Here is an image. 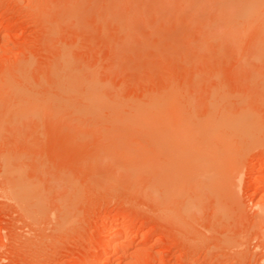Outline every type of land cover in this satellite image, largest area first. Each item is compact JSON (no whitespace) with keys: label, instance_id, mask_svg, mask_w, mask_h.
I'll use <instances>...</instances> for the list:
<instances>
[{"label":"rangeland","instance_id":"1","mask_svg":"<svg viewBox=\"0 0 264 264\" xmlns=\"http://www.w3.org/2000/svg\"><path fill=\"white\" fill-rule=\"evenodd\" d=\"M261 2L0 0V264H264V17L243 13ZM171 90L197 126L257 128H141L119 105ZM174 129L193 142L176 161Z\"/></svg>","mask_w":264,"mask_h":264},{"label":"bare ground","instance_id":"2","mask_svg":"<svg viewBox=\"0 0 264 264\" xmlns=\"http://www.w3.org/2000/svg\"><path fill=\"white\" fill-rule=\"evenodd\" d=\"M246 1H250V0H246ZM264 3V2H263ZM254 4V3H253ZM252 3H251V5L249 6V4L247 3V5L249 6H247L249 9H248V11H247V9L245 10V11H247L246 13H245V11L243 10V13H244V15H251L253 12H255V11H257V9H258V11L259 10H262L261 12H262V15H263V17H264V4H262V2L260 3V5L262 4L263 6L261 7H259V6H256L255 4L253 5ZM254 6V7H253ZM256 7V8H255ZM260 8V9H259ZM261 12H259V14H261ZM23 70V69H22ZM60 71H61V69H60ZM23 72V71H22ZM63 76V75H62ZM65 78V77H64ZM60 79H61V77H60ZM76 79V78H75ZM78 79V78H77ZM84 79V78H83ZM68 80H69V77H68ZM5 81V80H4ZM12 81V80H11ZM83 81V80H82ZM13 82V81H12ZM71 82H73V79H71ZM77 82V81H76ZM75 82V83H76ZM88 82H90V81H88L87 80V85H88ZM74 83V82H73ZM69 84H70V82H69ZM79 85H81V83H78ZM73 85V84H72ZM82 85H83V83H82ZM84 85H85V82H84ZM84 85H83V87H84ZM91 85H92V83H91ZM79 87V86H78ZM75 88H77V85H76V87ZM80 88H81V86H80ZM94 88V87H93ZM82 89V88H81ZM86 89V88H85ZM92 89V88H91ZM69 90V89H68ZM75 89H73V91H74ZM78 90V91H77ZM77 90H75V92L77 91V92H79V88H77ZM84 89H82L81 91H83ZM87 90H90V89H87ZM95 90H96V88H95ZM62 91H63V89H62ZM91 91H93V90H91ZM97 91V90H96ZM59 92H61V90L59 91ZM70 92H72V91H70ZM76 92V94H79V93H77ZM84 92H87L86 90L84 91ZM83 92V93H84ZM63 93H64V91H63ZM62 93V94H63ZM98 93V92H97ZM65 94V93H64ZM67 94V93H66ZM90 94H93V95H96L95 93H92V92H90ZM89 93L87 94V96L88 95H90ZM98 94H100V93H98ZM177 93L174 91V92H172V90H171V92H169V93H167V94H164V95H161V96H159V97H153V98H150L149 100H148V102H145L144 104H143V106L141 107V108H136V106H139L140 104H142V103H140L139 105H134L133 103H135V102H130V103H132V104H129V105H127L126 103L125 104H120L119 103V105L122 107V105H125V106H123L124 108L123 109H125V111H127V113L129 112V114L134 118V119H136L137 120V122H139V124L137 125L136 123H133V122H131V121H133V119L131 120L130 118H128V121L129 120H131L130 122L131 123H133V124H135V125H137V127H148V128H177V129H179V128H182V130H183V128H197L198 126H199V124L200 125H202L203 124V121H201V122H199L198 121V126L196 125L197 124V120H192V119H194L193 117H191L192 115H190L191 114V112H190V109L188 108L189 106H188V104L186 103V101H182L181 99V97H179L178 96V94L176 95ZM26 95V94H25ZM31 95V94H30ZM68 95V94H67ZM82 95V94H81ZM92 95V96H93ZM37 97L36 98H38V94L36 95ZM41 96V95H40ZM43 96V95H42ZM86 96V100H87V97ZM30 97H32V96H30ZM82 97V96H81ZM91 97V96H90ZM89 97V98H90ZM96 97V96H95ZM94 96L92 97L93 99L95 98ZM179 97V98H178ZM101 98V97H100ZM224 98V97H223ZM35 99V98H34ZM39 99V98H38ZM37 99V100H38ZM81 100H82V98H80ZM96 99H98V98H96ZM218 99V98H217ZM95 100V99H94ZM221 100V99H220ZM219 100V101H220ZM224 100V99H223ZM39 101H40V99H39ZM101 101V103H102V100H100ZM100 101H99V103H100ZM104 102H105V100H103ZM217 101V100H216ZM91 102V101H90ZM92 102H93V100H92ZM218 102V101H217ZM216 102V103H217ZM224 102V101H223ZM229 102V104H230V101H228ZM96 103V102H95ZM128 103V102H127ZM186 103V104H185ZM219 103V102H218ZM241 103V102H240ZM104 104H107V102L106 103H104ZM104 104H102V105H104ZM115 104H117V103H115ZM115 104H114V106H115ZM221 104V103H220ZM108 105H111L110 103L108 104ZM113 105V104H112ZM118 105V104H117ZM118 105V106H119ZM213 105H215L214 107H216V104H213ZM213 105H212V107H213ZM238 105V104H237ZM240 105V104H239ZM88 106H89V104H88ZM97 106V105H96ZM113 106V107H114ZM219 106V105H218ZM222 106V105H221ZM241 106H242V104H241ZM16 107V106H15ZM106 107V106H105ZM104 107V109H106ZM117 107V106H116ZM213 107V109H216V112L218 111V109L220 108V106H219V108L217 109V107L216 108H214ZM97 108V107H96ZM110 108H111V106H110ZM115 108V107H114ZM116 109H119V107L118 108H116ZM189 109V110H188ZM222 109V108H221ZM99 110H100V108H99ZM102 110V109H101ZM121 110V109H120ZM111 111H113L112 110V108H111ZM219 111H221V112H223L222 110H220L219 109ZM114 112V111H113ZM188 112L190 113V114H188ZM221 112H218V113H220L221 114ZM242 112V111H241ZM244 112V111H243ZM243 112H242V116L240 115V113L238 112L237 114H239L241 117H239L238 115H237V117L236 118H234V119H239L240 118V120H234L231 116H228L229 117V119H231V120H228L227 119V117H226V115L225 116H218L217 118H213L212 116H215V114H214V111H213V115L211 116V118L212 119H209L210 121H208V123H204V125H202L204 128H224V127H226V128H229V131L231 130L230 128H231V126H234V127H232V128H239V129H241V131L243 132V129L244 130H246L245 129V126L246 127H251L249 124H250V122L249 121H251V120H253L252 121V123L251 124H255V126L253 127V129L252 130H254V128L257 126V121H256V119H255V121H254V118L252 117V116H250V115H248L247 113H244V115H243ZM125 113V112H124ZM211 113H212V109H211ZM115 114H117V111H115ZM114 114V115H115ZM219 114V115H220ZM217 115V114H216ZM222 115V114H221ZM247 115V117H249L250 116V119L249 118H247L246 117V119L247 120H245V123H246V125H244L243 126V124L244 123H242V122H244V119H245V117L244 116H246ZM117 116V115H116ZM127 116H129V115H127ZM120 117H121V115H120ZM231 117V118H230ZM244 117V118H243ZM252 117V118H251ZM116 118V117H115ZM118 118H119V116H118ZM122 119H124L123 117H121ZM242 118H243V120H242ZM233 119V120H232ZM115 120V119H114ZM125 120V119H124ZM249 120V121H248ZM116 121V120H115ZM206 121H207V119H206ZM233 123H235V122H237V123H235V125H231L232 124V122ZM240 121H241V123H240ZM135 122V121H134ZM196 122V123H195ZM230 122V123H229ZM249 122V123H248ZM255 122V123H254ZM126 125H127V123H125ZM133 124H131V126L133 125ZM208 124V125H207ZM230 124V125H229ZM238 124V125H237ZM125 125V126H126ZM135 125H134V127H135ZM230 127H229V126ZM243 126V128H242V126ZM237 126V127H236ZM240 126V127H239ZM126 127H128V125L126 126ZM201 126H199V128H200ZM251 127V128H252ZM257 128V127H256ZM165 130V129H164ZM164 130H163V132H164ZM174 130H176V129H174ZM185 130H187V129H185ZM184 130V132L182 131V133H176L177 132V130L174 132L175 134H174V136L173 137H171V138H169L170 136H168L169 134H170V132L172 131H168L167 129H166V131H168L169 132V134H166V136H165V134H164V136L165 137H167V138H169V144H168V146H165V147H169V149H170V151L173 153V158L175 157L174 156V152H176V151H174V150H176L175 148H177V150H178V152L180 151V152H182L183 150H182V148L185 146L186 147V149H187V147L189 148V146H188V143H189V141H190V143L189 144H191V140L192 139H190V140H188L189 139V137L187 138L186 136V134H185V131ZM234 130V129H233ZM179 131V130H178ZM209 131V130H208ZM208 131L204 134L205 135V138H207L208 139V137H206V136H208ZM160 132V131H159ZM162 132V133H163ZM190 132V131H189ZM211 132V131H210ZM226 132H228L227 130H226ZM231 132V131H230ZM233 132V131H232ZM238 132L240 133V131L238 130ZM246 132V131H245ZM157 133V132H156ZM172 133V132H171ZM224 133V132H223ZM188 134V133H187ZM190 134V133H189ZM188 134V135H189ZM192 134V133H191ZM190 134V135H191ZM203 134V133H202ZM213 132L212 133H210L209 134V136L211 135V137L213 136ZM216 134H218V133H215L214 135H216ZM219 134H221V132L219 133ZM218 134V135H219ZM229 134V133H228ZM227 134V135H228ZM233 134H235V130H234V132H233ZM232 134V135H233ZM186 135V136H185ZM189 135V136H190ZM193 135V134H192ZM203 135V136H204ZM224 134H222L221 136H223ZM230 135H231V133H230ZM232 135H231V139H232ZM238 135V134H237ZM217 136V135H216ZM226 136V135H225ZM224 136V137H225ZM191 137H194V135L193 136H190V138ZM202 137V136H201ZM210 137V138H211ZM215 137V136H214ZM214 137H212V138H214ZM224 137H222V138H224ZM230 137V136H229ZM234 137H236V136H234ZM167 138L164 140V142L167 140ZM203 138V137H202ZM211 138V139H212ZM217 138V140H219V138H220V136L219 137H216ZM194 139H197V138H194ZM199 139V138H198ZM210 139V141H212V144H211V146L210 147H214L215 146V150L217 149V151H219L221 148H219V146L217 145L218 143H217V140H215V139H213V140H211ZM221 139V138H220ZM226 139H227V136H226ZM226 139H225V142H226ZM230 139V138H229ZM228 139V140H229ZM206 140V139H205ZM216 141V143H214V144H216V145H213V141ZM227 140V141H228ZM187 141V142H186ZM208 141V140H207ZM220 141V140H219ZM232 140H230L229 142H231ZM234 141V140H233ZM193 143V142H192ZM228 143V142H227ZM233 143V142H232ZM164 144H166V143H164ZM166 144V145H167ZM187 144V145H186ZM208 144H210V143H208ZM234 144V143H233ZM192 145V144H191ZM228 146V145H227ZM232 146V145H231ZM164 147V148H165ZM219 149H218V148ZM225 147H226V145H225ZM229 147V146H228ZM228 147H226V148H228ZM214 149V148H213ZM212 148H211V150L214 152L215 150H213ZM184 150H185V148H184ZM188 150V149H187ZM165 151H166V149H165ZM217 151H215V153L217 152ZM166 152H168V151H166ZM166 152H165V154H166ZM184 152V151H183ZM169 153V152H168ZM181 153H178V155H180ZM177 155V154H176ZM168 156V155H167ZM169 156H171V155H169ZM181 156V155H180ZM182 156H185V154L184 155H182ZM176 157H179V156H176ZM187 157V156H186ZM167 158V157H166ZM172 158V157H171ZM172 158V159H173ZM179 158H181V157H179ZM179 158H177V160L179 159ZM175 159V161H176V158H174ZM183 159V158H182ZM187 159V158H186ZM167 160V159H166ZM169 160V159H168ZM171 160V159H170ZM181 160V159H180ZM185 160V159H184ZM195 161V160H194ZM197 161V160H196ZM195 161V163H191L190 162V164L188 165V162L186 163V164H183L182 162L180 163V164H183V165H185V167L186 168H188L189 170L191 169H194V168H196V167H198V170L199 169H204V167H205V161L202 163H197V162H199V161H197L196 162ZM14 162V161H13ZM170 163V162H169ZM171 163H173V161H171ZM170 163V164H171ZM177 163H179V161L177 162ZM185 163V162H184ZM180 164H179V166H180ZM211 164V163H210ZM210 164H208V166L209 167H205L206 169H209V172H210V174L211 173H213V169L215 168V167H213L212 168V166L210 165ZM167 165L169 166V164L167 163ZM175 165V164H174ZM173 164H172V166H174ZM171 166V167H172ZM170 167V166H169ZM176 167H178V166H176ZM176 167H174V168H172L173 170L175 169V171H179V170H177L176 169ZM182 167V166H181ZM180 167V168H181ZM185 167H182V168H185ZM211 167V168H210ZM181 168V169H182ZM180 169V170H181ZM195 170V169H194ZM16 171V170H15ZM14 171V172H15ZM170 171H171V169H170ZM170 171H169V173H170ZM174 172V171H173ZM181 172V171H180ZM179 172V173H180ZM183 172H185V171H183ZM193 172V171H192ZM201 172V171H200ZM199 172V173H200ZM11 173V172H10ZM168 173V171H167V175L169 174ZM172 173V172H171ZM175 173V172H174ZM187 173H188V171H187ZM8 174H9V172H8ZM176 174H177V172H176ZM191 174V173H190ZM198 174V173H197ZM201 174V173H200ZM13 175H14V173H13ZM19 175V174H18ZM171 175V174H170ZM181 175V174H180ZM11 176V175H10ZM173 176V174L171 175V177ZM12 177V176H11ZM14 177V176H13ZM181 177V176H180ZM195 177H196V174H195ZM198 177V176H197ZM20 178V177H19ZM169 178H170V176H169ZM191 178V177H190ZM18 178H16V180H17ZM21 179V178H20ZM171 179V178H170ZM170 179H168V176H167V180L166 181H169ZM178 179V180H177ZM24 180V179H23ZM29 180V179H28ZM175 180V181H174ZM174 180H173V178H172V180H171V182H165V184L164 185H166L167 187H166V192H165V194L167 195V196H172L173 195V193L175 192H178V190H180V188L178 189V187H179V184H181V183H179L180 182V178H179V176L177 175V177H176V175H175V177H174ZM176 181H178V182H176ZM176 182V183H175ZM261 182H262V184H264V173H261ZM168 185H167V184ZM179 183V184H178ZM10 184V183H9ZM178 186H177V185ZM190 184V183H189ZM9 187H11L10 185H8ZM188 186V185H187ZM15 187H17V186H15ZM15 187H14V190H15ZM23 187H25V186H23ZM181 187V186H180ZM183 187V186H182ZM26 188V187H25ZM21 189H22V191H21ZM30 189V188H29ZM29 189L27 188V189H25V191L26 192H24V190H23V188H22V186H21V188H19L18 190L16 189L15 191L13 190L11 193H8V194H13V197L16 199V200H18V203L19 202H21L22 203V205L23 204H25V207L27 206L29 209H31L32 210V212H34V213H32V214H39V213H35V211L37 210V209H39V210H42V203H40V201H42L41 199L39 200L38 198H42L41 197V195H39V192H35L34 191V189H32L31 188V190L29 191ZM164 189H165V186H164ZM27 190L29 191V192H27ZM8 191V190H7ZM33 191L37 194V196H36V194L35 195H32V197H30V195L28 194V193H33ZM182 191H184V190H182ZM5 195H6V193H4ZM38 195H39V197H38ZM178 195V194H177ZM12 196V195H11ZM29 196V197H28ZM36 196V197H35ZM179 196V195H178ZM12 198V197H11ZM13 198V199H14ZM44 201V200H43ZM45 202V201H44ZM17 203V202H16ZM40 205H41V209H40ZM24 208V207H23ZM43 213V212H42ZM41 213V214H42ZM61 213V212H60ZM40 215V214H39ZM36 216V215H35ZM33 221V220H32ZM117 222L118 221H116L115 220V222H114V225L116 224L117 225ZM129 236V235H128Z\"/></svg>","mask_w":264,"mask_h":264}]
</instances>
